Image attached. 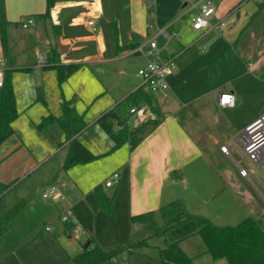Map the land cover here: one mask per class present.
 Returning a JSON list of instances; mask_svg holds the SVG:
<instances>
[{"label":"crops","instance_id":"1","mask_svg":"<svg viewBox=\"0 0 264 264\" xmlns=\"http://www.w3.org/2000/svg\"><path fill=\"white\" fill-rule=\"evenodd\" d=\"M195 1L0 0V24H5L4 31L0 27V58L5 60V79L13 86L19 112L13 136L0 147V182L12 183L0 200V214L23 203L12 226L0 235V264H74V257L93 241L104 249L123 246L115 243L127 231L121 225L117 231L101 210L95 192L99 187L128 218L129 237L130 216L158 211L175 200L222 227L240 224L255 210L264 211L244 188L251 174L244 176L242 170L234 174L222 166V155H244L238 136L247 123L264 114L253 104L246 115L239 111L249 99L243 83L254 86L259 77L253 62L237 55L241 67L232 84L206 80L205 70L218 61L220 49L209 52L204 61L195 57L204 52L202 47H210L209 38L216 31L193 29ZM209 1L216 9L212 26L226 20L224 32H216L234 40L233 45L226 42L229 51L257 9L249 14L240 0ZM47 10L48 18H37ZM28 19L34 25L24 28ZM90 20L95 21L96 33L88 26ZM151 22L155 28H149ZM159 30L171 35L167 42L158 41L164 55L175 59L167 77L170 89L155 96L147 121L113 150L115 142L97 120L139 89L149 92L138 75L148 61L135 50ZM53 49L61 64L80 65L62 83L55 69L46 68ZM40 55L46 56L45 63L39 62ZM221 93L234 94L235 106L222 107ZM65 101L87 124L77 139L98 157L68 170L62 167L69 141L59 122ZM128 113L118 112L121 118ZM45 118L50 120L41 127ZM113 173L120 180L107 188L104 182ZM24 181L27 188L16 191ZM257 181L262 190L255 187L264 199V178ZM52 185L60 196L44 200L43 191ZM68 210L73 218L64 224L60 216ZM76 225L80 230L75 232ZM126 254L116 262L124 263ZM221 261L209 254L195 259L196 264Z\"/></svg>","mask_w":264,"mask_h":264},{"label":"trees","instance_id":"2","mask_svg":"<svg viewBox=\"0 0 264 264\" xmlns=\"http://www.w3.org/2000/svg\"><path fill=\"white\" fill-rule=\"evenodd\" d=\"M263 7L264 0L258 3V11L251 16L234 48L242 44V37L245 35L246 38L242 46L245 51H249L247 38L252 30L257 29L256 19ZM39 17L48 18L49 10L45 14L37 15V18ZM4 26V23L0 24L3 31ZM238 56L246 62L242 55L238 54ZM46 68L55 69L58 80L62 83L75 74L80 65L61 64L58 52L53 49L49 53ZM154 98L155 96L150 92H145L141 88L121 102L116 110L105 113L97 120L115 142L113 150L120 148L139 129L125 128L114 132L115 121L122 119L118 112L122 110L129 112L132 106L142 102H146L152 107ZM18 117L14 89L10 80L6 78L4 87L0 89V147L13 136V123ZM49 120V118H45L41 127L46 125ZM59 122L66 133L67 141H69V152L62 170H68L77 164L90 163L98 158L77 139V136L87 128V124L70 102L63 103V115ZM1 163L0 158V166ZM11 186L12 183L0 182V200ZM95 192L101 210L110 218H114L115 208L107 194L100 187ZM22 206L23 203H19L0 214V235L12 226ZM159 213L161 223L158 221L155 211L130 216L131 237L128 245L104 249L93 241L83 252L74 257V264H115L121 254L127 252L132 254L145 248L158 249L161 264H196L195 259L204 254L211 255L214 260L225 259L229 264H264V216L261 218L249 217L236 226L222 227L215 225L205 217L190 213L182 200H175L162 206ZM135 227H138V230ZM196 236L201 238L204 247L191 256L185 252L181 244ZM159 239H162V242L156 243ZM122 264H129V262Z\"/></svg>","mask_w":264,"mask_h":264},{"label":"rangeland","instance_id":"3","mask_svg":"<svg viewBox=\"0 0 264 264\" xmlns=\"http://www.w3.org/2000/svg\"><path fill=\"white\" fill-rule=\"evenodd\" d=\"M242 2L241 8L249 13L252 14L254 13L258 7H257V2H262L263 0H240ZM230 20L228 19V24L229 26L232 25L230 24ZM233 26V25H232ZM233 28V27H232ZM256 28L250 32L248 35V42L247 44L249 45V51H242L241 46L244 44L245 41V35L242 37V44H240L239 47L237 48H232L227 51L226 49V42L229 44L233 45L234 40L231 37H222L219 35L216 31H212V35L209 38L210 42V47H207L206 45L202 47L204 52L202 53L201 51L195 54V57L198 59H201L204 61L209 55V52L211 53L212 50L214 51L215 49H220V54H219V59L217 62H213L209 68H206L205 70V78L206 80L209 78V82L214 83L216 81H224L227 83L226 84H232L233 83V78L238 76L239 73H236L238 68H240L241 64H239L240 60H238V54L242 55L245 60L251 61L254 64V73L259 77V83L256 84L254 83L253 85H250L248 82L243 83V90L244 92L249 96L248 102H246V105L242 106V108H239L241 115H246L247 113L250 112L249 107L251 105L258 106L260 110L264 109V7L261 9L259 17L256 19ZM243 47V46H242ZM237 80V79H236ZM251 104V105H249ZM239 133V132H238ZM238 133L235 135L237 136ZM225 154L226 150H223ZM222 163L224 165L222 166H227V168L233 172L234 174H239L241 170H245L251 174V179L244 180V188L247 189L248 191H251L256 197L257 201L259 204L264 205V199L260 196L259 192L257 191V187H259L260 190L261 187L257 181L260 177L264 178V162H262L257 168H253L248 162V160L244 157V155H235L231 153V157L222 155ZM254 181V183L252 182ZM28 182L24 181L21 183L16 189V191H21L23 187L25 189L27 188ZM256 209V206H254ZM254 210V209H253ZM157 212V218L159 219V222L161 223V216L158 211ZM264 211H256L251 213L248 217H255V218H261L264 216L263 213ZM109 218L110 223L114 224V227L118 231V226H120V229L122 231H127L126 235H123L122 231H120L122 234H120V237H117L118 241L115 244L118 245H123L126 246L130 242V237L128 236V218L125 217V214L121 212V210L118 207V210H116L115 207V217L114 218ZM239 223H235L233 226L238 225ZM126 228V229H125ZM119 233V232H118ZM122 235V237H121ZM162 239H159L156 241V243H161ZM117 246V245H114ZM182 248L187 252V254L194 256L196 252L203 248V243L202 240L199 236L193 237L191 239H188L181 244ZM194 252V253H192ZM126 257H129V264H161L159 260V251L156 248H145L142 249L138 252L125 255ZM124 256L121 254L120 255V260L123 261ZM221 262H217L218 264H229L225 259H221ZM128 262V261H127ZM196 263V262H195Z\"/></svg>","mask_w":264,"mask_h":264},{"label":"built area","instance_id":"4","mask_svg":"<svg viewBox=\"0 0 264 264\" xmlns=\"http://www.w3.org/2000/svg\"><path fill=\"white\" fill-rule=\"evenodd\" d=\"M152 9V6L150 7ZM193 8L197 11L196 16L193 19L192 27L197 31H207L214 29L221 34L226 27V20L220 21L216 26H212L211 19L215 15L216 9L213 3L209 0H196L193 4ZM34 25L33 19H28L24 24V28H28ZM88 26L93 33L98 31L95 21H88ZM155 22L149 24V28H155ZM163 39L165 42L171 39V35L165 30H159L158 33L149 40L145 45H140L136 48L135 53H140L147 58V66L141 68L138 75L142 78L144 85L148 88L149 92L153 96H158L166 93L169 89V83L167 81L168 75H170L175 68V59L173 57H167L164 55V47L159 44V39ZM47 60L45 55H40L39 62L45 63ZM6 63L3 58H0V89L5 84V69ZM222 100L220 105L222 107H234L235 95L232 93H221ZM151 106L147 103H140L132 106L129 109L128 116L120 120L115 121L114 132L128 128L130 130L141 127L150 114ZM238 144L247 160L251 163L253 168H257L262 162H264V114L260 117L247 123L238 136ZM226 150V148H223ZM227 152V150H226ZM242 175L248 176L249 172L242 170ZM120 180L118 173H113L106 179L104 185L107 188L113 187ZM60 196L59 189L56 185H52L46 188L42 193L44 200L56 199ZM73 218V213L68 210L61 214L60 220L64 224L70 223ZM52 227L49 225L46 230L50 231ZM80 226L76 225L74 231H79ZM128 258L126 257L124 263ZM115 264H118L115 262Z\"/></svg>","mask_w":264,"mask_h":264}]
</instances>
